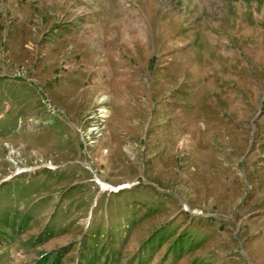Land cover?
Listing matches in <instances>:
<instances>
[{"label":"rangeland","instance_id":"374dc122","mask_svg":"<svg viewBox=\"0 0 264 264\" xmlns=\"http://www.w3.org/2000/svg\"><path fill=\"white\" fill-rule=\"evenodd\" d=\"M0 264H264V0H0Z\"/></svg>","mask_w":264,"mask_h":264}]
</instances>
